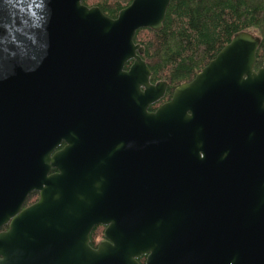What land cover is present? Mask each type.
Wrapping results in <instances>:
<instances>
[{
  "label": "water",
  "instance_id": "95a60500",
  "mask_svg": "<svg viewBox=\"0 0 264 264\" xmlns=\"http://www.w3.org/2000/svg\"><path fill=\"white\" fill-rule=\"evenodd\" d=\"M83 1L0 0V264H139L148 253L147 264H203L213 254L216 264H264V60L256 70L262 39L237 33L152 112L168 82L151 83L135 38L142 29H163L172 0H133L115 19ZM64 95L75 96L108 135L135 136L140 172L179 177L212 167L213 158L202 160L200 152L223 139L248 142L246 156L233 161L244 160L256 177L245 187L217 189L173 179L147 196L141 187L137 220L114 222L126 233L122 245L95 251L87 228L74 251L60 249L79 223L74 216L89 208L84 170L75 174L74 196L72 174H51L56 104ZM34 192L38 202L25 208ZM106 206L109 212L110 199Z\"/></svg>",
  "mask_w": 264,
  "mask_h": 264
},
{
  "label": "flooded vegetation",
  "instance_id": "af4514ba",
  "mask_svg": "<svg viewBox=\"0 0 264 264\" xmlns=\"http://www.w3.org/2000/svg\"><path fill=\"white\" fill-rule=\"evenodd\" d=\"M133 63V60L129 61L125 65L124 71H129ZM259 68H256V70ZM196 75L172 89H170L168 83L165 97L156 104L155 109L152 110L154 105L151 106L150 111L155 112L161 105L169 102L174 91L181 84L192 82ZM160 81L166 80L152 83L151 76L152 84ZM170 90H172V93L168 95ZM70 95L58 96L57 98L54 145L51 155L55 160L56 166L52 169L51 174L56 176H61L63 173L72 174L68 178V189L71 192V196H74V189L79 179L75 174H82L84 170V197L89 208L86 210V215L74 216L79 221L70 230L74 239L72 241L71 237L69 240L64 234V237L58 243L60 249L67 250L68 248L74 251L75 244L78 245L79 241L83 240L82 235L83 233L85 234L87 228L90 229L88 245L95 251L102 244L110 246L122 245L123 237H127L126 233H124L121 226H115L114 222L137 220L136 214H134V206L138 200L141 187L144 196H147L155 188L171 185V180L173 179H180L182 185L185 184L191 188L203 189L212 187L217 189L221 186L225 188L237 185L245 187V185L249 184L245 182L246 180H253L256 177L253 174L250 175L248 171L245 172L244 160L240 159L238 165H235L233 161L236 155L240 157L246 156L248 142H238L236 144L231 140L223 139H218L212 144H205V148L200 152L202 160L206 157L213 158L212 167H201L198 171L193 172L185 171L179 177L172 176L171 173L166 171L151 170L140 172L138 167L139 144L135 136L130 134L108 135L104 123L86 115L75 104L76 97H71ZM236 152L239 154H235ZM80 164L81 166L84 164V169L79 167ZM173 184H176V182L174 181ZM79 194L81 195L82 193ZM31 196H35V198L29 204L28 200ZM39 198L40 194L37 192L30 194L25 203V208L37 203ZM108 199H110L111 206L109 212L106 206ZM129 210H131L132 215H130ZM118 211V215L114 214V212ZM132 226L133 229L136 228L135 234H139L138 225ZM66 227L67 225L62 226L63 233H69ZM111 231L113 234L112 238L108 236ZM213 253H215V249ZM149 255L150 253L142 254L141 257L136 258V261L139 264H147ZM203 264H216L214 254L207 257Z\"/></svg>",
  "mask_w": 264,
  "mask_h": 264
},
{
  "label": "trees",
  "instance_id": "16d2710c",
  "mask_svg": "<svg viewBox=\"0 0 264 264\" xmlns=\"http://www.w3.org/2000/svg\"><path fill=\"white\" fill-rule=\"evenodd\" d=\"M133 0H84L110 17ZM262 39L259 68L264 59V0H172L163 29L139 30L135 41L145 48L144 60L152 72V83L166 80L170 89L190 80L206 67L240 32ZM172 90L168 95H171ZM156 105L152 107L155 109ZM35 198L31 196L29 204Z\"/></svg>",
  "mask_w": 264,
  "mask_h": 264
},
{
  "label": "rangeland",
  "instance_id": "374dc122",
  "mask_svg": "<svg viewBox=\"0 0 264 264\" xmlns=\"http://www.w3.org/2000/svg\"><path fill=\"white\" fill-rule=\"evenodd\" d=\"M254 34V33H253ZM256 35V34H255Z\"/></svg>",
  "mask_w": 264,
  "mask_h": 264
}]
</instances>
